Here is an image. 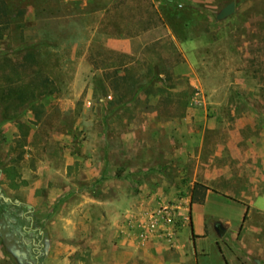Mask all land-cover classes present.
<instances>
[{"label":"rangeland","instance_id":"obj_1","mask_svg":"<svg viewBox=\"0 0 264 264\" xmlns=\"http://www.w3.org/2000/svg\"><path fill=\"white\" fill-rule=\"evenodd\" d=\"M1 1L0 90L11 97L6 106L13 120L2 122L0 117V166L11 170L0 174V198L23 204L21 177L49 182L54 188L49 198L29 206L30 223L70 247L65 248L70 264L123 263V244L146 245L153 234L170 245V260L178 263L183 226L188 225L181 213L198 200L189 177L193 158L189 154L192 160L182 162L166 143L153 149L142 144L143 138L121 153L120 136L125 130H155L154 117L146 112L156 109L159 120L170 119V129L199 131L194 141L202 143L203 164L217 152L227 159L231 142L264 140V0H114L107 19L114 31L138 34L160 15L181 39L176 46L152 44L135 61L87 46L86 20L64 18L78 12V0H36L39 21L11 6L19 0ZM230 2L235 3L234 14L217 21L216 14ZM119 15L135 24L119 25ZM179 51L193 69L190 77L170 72ZM129 62L138 74L157 65L163 81L150 90L148 101L140 94L117 111L104 75H124L111 66ZM15 91L33 93L28 109H13ZM155 193L165 196L155 198ZM218 209L209 203L204 211L215 214ZM50 214L68 218L72 232L67 238H60L61 223L49 224ZM7 217L0 218L1 233L13 261L45 264L43 251L35 258L24 245L34 243L33 236L20 233L28 221L11 226ZM43 232L40 244L48 237ZM0 244L5 249L1 236ZM143 253L141 249L140 264H147Z\"/></svg>","mask_w":264,"mask_h":264},{"label":"crops","instance_id":"obj_2","mask_svg":"<svg viewBox=\"0 0 264 264\" xmlns=\"http://www.w3.org/2000/svg\"><path fill=\"white\" fill-rule=\"evenodd\" d=\"M113 1L78 0V12L65 15L64 18L67 19L83 18L86 20L84 26L88 32L87 46L98 47L135 61L137 53L152 44L166 43L167 41L170 45L176 46L182 43L171 28L170 22L165 21L160 15L155 18L151 28L138 32V34H131L127 30L117 32L109 28L107 19L111 13L109 6ZM35 2L36 0H19L13 1L11 6L23 10L27 16L33 15V18L39 21L40 19L35 14ZM64 2L69 3L68 0H64ZM119 19V25L131 26L135 24L133 18L129 21L125 15H119ZM177 57L179 61L175 62L170 72L176 77H190L193 69L183 61V53L179 51ZM131 103H134V100L127 105ZM87 104L90 103L87 102ZM118 106L117 111L123 109L122 103ZM146 113L150 118L154 117L157 128L149 132L145 130L123 131L120 136L119 151L121 150V153L129 152L139 144V140L142 138V144L153 149H161L166 143L182 162L193 158L192 169L189 168L192 190L196 184L205 187V189L193 190L198 200L203 192L202 201L198 202L197 200L191 204L187 213H181L187 217L188 225L183 226V243L179 245L178 263L170 260V245L164 240L159 241V237L153 234V241H149L146 245L131 242L129 248L128 243L123 244L124 262L117 261L116 264H128L129 261L131 264H140L141 249L146 252L143 253V257L145 256L147 264H264V140L255 139L252 142L246 139L231 142V145L227 146V159H220L217 152L213 154L210 163L203 164L200 162L202 143L198 140L194 141V137L199 131L187 133L180 128L172 130L168 127L170 119L159 120L158 110ZM181 123L182 121L178 123V126H181ZM144 136L148 137L147 142H145ZM189 154L191 158H188ZM165 158H167V154H165ZM201 165L204 167L202 168ZM39 168L38 166L37 169ZM182 171L183 166L180 167L179 172ZM38 172L39 170H37V174H39ZM45 182L46 180L42 177L33 180L21 177L18 186L21 194L19 200L25 205L35 207L43 197L49 198V192L54 188L49 185V182L47 184ZM159 195L165 196V194L155 193L154 197L157 198ZM192 195L191 192L189 197L191 198ZM1 197L11 200L9 197ZM180 199L183 200V195L180 196ZM209 203L217 205L218 213L208 214L204 211ZM211 218L214 220L209 224L208 221ZM48 219L51 226L62 224L63 237L60 238H67L66 235L72 232V227L68 226L66 222L68 218L59 216V214H50ZM216 223H221L225 228L223 236L217 234ZM152 228L154 230V227ZM41 231L43 232L44 229ZM44 232L43 235L46 233V237L48 236L46 243L41 244V252L43 251L44 255H47L45 264H70L65 253V248L68 246L60 240H53L50 230ZM54 244H56L55 247ZM144 246L147 247L144 248ZM117 249L119 251V245ZM142 260L145 259L142 258ZM0 264H17L10 255L5 253L1 244ZM100 264H112V262L105 259Z\"/></svg>","mask_w":264,"mask_h":264},{"label":"trees","instance_id":"obj_3","mask_svg":"<svg viewBox=\"0 0 264 264\" xmlns=\"http://www.w3.org/2000/svg\"><path fill=\"white\" fill-rule=\"evenodd\" d=\"M3 3L0 0V9L3 7ZM10 11V9H8ZM19 13H22L19 12ZM178 16V15H176ZM180 16H178V20H180ZM177 25H182L181 22H177ZM171 28L174 30V25H171ZM176 34V32H175ZM177 35V34H176ZM1 37V35H0ZM180 38V37H179ZM123 58H128L123 55H118ZM129 59V58H128ZM130 60V59H129ZM179 59L176 60L178 62ZM130 63H119L118 65L111 66L114 71H118L122 69L124 75L119 76H112V73H105L104 79L107 81V90L108 92H111L114 97V102L116 104H121L122 107H126L128 103L133 101L139 94H144L146 101L149 100V92L150 90L156 86L158 83H162V75H164V72L155 64H151L148 66L147 70L143 72L142 74H138L137 72H134L133 67L130 66ZM167 76L169 73H165ZM15 99L17 103H15L13 109L16 111H19L20 108L24 106V110L28 109V107L32 104L28 103V99L33 97V93H21V91H15ZM53 93L52 90L48 92V95H51ZM6 99H11L10 95L5 93L4 91L0 90V117L3 121H9L13 120V117L7 116V106H6ZM35 101V99L33 100ZM102 98L98 99V102H101ZM10 169H3L2 166H0V174L4 172H9ZM203 190L205 187L196 184L194 186V191L196 189ZM203 198V192L201 193V198L198 200V202H201ZM30 207L24 204H21L17 201H5L3 198H0V218H4V214L8 213V217L6 218L9 225L13 226L17 224L18 221H28L25 225L20 227V233L24 236H33L32 239L34 241V244L31 242L24 243L25 247H29V249L33 252V257L37 258L39 257V254L41 252V229L38 228L36 225H31L30 220V214H29ZM24 224V223H22ZM2 226L0 225V236L3 241L4 251L6 254H12L8 249H6V241L5 236L1 233ZM14 257V255H13Z\"/></svg>","mask_w":264,"mask_h":264},{"label":"water","instance_id":"obj_4","mask_svg":"<svg viewBox=\"0 0 264 264\" xmlns=\"http://www.w3.org/2000/svg\"><path fill=\"white\" fill-rule=\"evenodd\" d=\"M235 12V3L230 2L226 6H224L215 16L217 21H223L233 15ZM5 201H9V199H5ZM215 230L219 236H223L225 233V228L221 225V223L215 224Z\"/></svg>","mask_w":264,"mask_h":264},{"label":"flooded vegetation","instance_id":"obj_5","mask_svg":"<svg viewBox=\"0 0 264 264\" xmlns=\"http://www.w3.org/2000/svg\"><path fill=\"white\" fill-rule=\"evenodd\" d=\"M34 242V241H33ZM34 244V243H33Z\"/></svg>","mask_w":264,"mask_h":264}]
</instances>
